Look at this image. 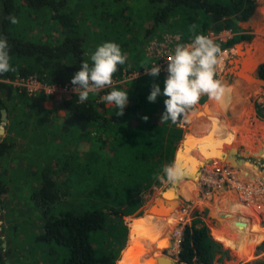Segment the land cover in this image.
Returning a JSON list of instances; mask_svg holds the SVG:
<instances>
[{
	"label": "rangeland",
	"instance_id": "374dc122",
	"mask_svg": "<svg viewBox=\"0 0 264 264\" xmlns=\"http://www.w3.org/2000/svg\"><path fill=\"white\" fill-rule=\"evenodd\" d=\"M126 1L121 4L114 0H68L67 10L72 13L74 28L85 38L83 44L85 54L91 61L90 56L99 45L108 41L115 42L128 59L133 55H139L149 60L150 66H159V75L165 80L168 75L167 58L174 54L176 45L188 46L192 42L184 41L180 37L182 33L178 28V22L181 17H172L152 33L146 34V30H150L151 16L155 8L147 6L145 0ZM255 1V9L259 10L260 15H264L262 12L264 0ZM19 7L22 25L19 32L26 38L41 43H55L63 39L64 30L52 18L49 10L32 9L23 3H19ZM116 12L118 13L114 15ZM121 12L124 15H118ZM115 18L120 19L121 22L116 21ZM252 35H255V32L242 28L236 22L230 29L218 33L209 30L205 35L211 40L223 42L233 40L230 47L220 52L219 62L215 66L216 79L220 81L229 79L230 84L225 89L230 90V95L224 104L207 95H201L194 105L179 116L176 126L182 129V136L173 147L172 160L169 164L183 174L178 182L169 183L158 179L157 183L154 182L147 189L113 190L107 183L96 180L97 176L111 178L112 174L106 169H101L97 163V156L90 152V147L86 143L78 147L81 150V156L76 158V166L80 163L79 172L75 169L70 171L69 163L65 170L57 173V179L62 183L65 191V197L57 203L58 211L114 207L124 213V216L117 220L118 223H123L125 228L124 241L115 264H124L127 255H134L137 252L140 256H144L146 249L151 252L148 248H163L161 242L165 229L176 219L178 222L173 226L172 246L164 248L160 255L164 253L177 259L181 230L184 224L196 220L203 223L212 236L218 237L223 242L221 244H224L223 247L230 253L228 264H256L263 258L264 239L256 243L254 225L258 219L259 226H264V116L260 117L255 109L257 104L264 105V87L253 82L247 84L244 80L233 78L227 73L231 61L235 58L234 44L248 41ZM262 37L264 38V34ZM146 73V70L143 73H122L120 79L112 78L113 86ZM19 78L22 77L17 75L14 79H0L11 86L10 90L6 88L2 91V96L6 100L7 120L2 123L3 133L0 134V140L4 138L15 140L12 151L0 159V171L6 177L8 186L6 193L0 197V237L6 243L2 249H13L11 254L3 257L4 262L7 260L9 264H26L34 256V259L42 264V252L45 249H37L34 254L30 252L29 243L27 244L28 226L23 225L31 223L38 229L41 224L39 212L35 210L29 197L38 185V174L33 171L37 167L44 166L49 157L58 158L70 154V132L64 133L60 128L65 119V112L58 108L60 100L46 97L41 92L27 95L17 86ZM224 82L222 84H225ZM101 91L98 102H103L101 98L106 94ZM20 94H25L32 100L27 102L18 96ZM95 95L97 96L98 93ZM42 97L43 99L40 100L39 98ZM232 100L237 103L240 110L246 109L248 105L251 107L247 116L237 119L238 115L234 117L218 115L214 119L217 118L219 121V128L220 124L222 128L225 127L223 124L227 125L229 134H220L215 148L210 141L217 137H212L207 142H198L202 128L200 117L204 116L202 122L205 124L207 108H218L221 111L224 108L232 115L235 114L230 105ZM36 103H40L42 108L48 110L43 113L42 118L44 116L49 118L46 123L36 120L37 125L45 124L43 126L45 128H37V135L30 133L28 128H21L17 123L19 119L25 117V114L32 111L30 105ZM104 105L113 106L106 102ZM28 119L32 122V119L29 117ZM6 122H9L7 126L4 125ZM220 131L219 133L223 132L222 129ZM188 134L196 141L194 147L192 145L196 150V156L191 162L189 158L184 159L182 156ZM231 150L234 152L229 158ZM177 156L181 157L179 162ZM239 159L254 167L251 171L240 167L237 164ZM182 160L183 166H179ZM189 167L193 168V171L189 170ZM183 184L187 188L183 187ZM167 185L171 186L177 195L178 206L168 216L155 217L146 214L145 211L155 195ZM113 187L121 188L116 180L113 182ZM214 206L218 210H214ZM127 218L130 219L131 228ZM148 218H151L149 222ZM112 219L115 220V217ZM228 221L240 222L248 228L251 243L244 254L236 251L233 246V238L235 235H242L238 230L243 226L231 228L226 225ZM144 232L147 233V239L141 234ZM97 241L100 242V237ZM146 263L148 259L136 261L133 259L130 262V264Z\"/></svg>",
	"mask_w": 264,
	"mask_h": 264
},
{
	"label": "trees",
	"instance_id": "16d2710c",
	"mask_svg": "<svg viewBox=\"0 0 264 264\" xmlns=\"http://www.w3.org/2000/svg\"><path fill=\"white\" fill-rule=\"evenodd\" d=\"M114 1L121 4L127 2ZM145 2L150 8H155L151 16L150 30H146V34L152 33L154 29L176 16L181 17L178 28L184 41H192L197 34L205 36L209 30L218 33L230 29L234 22L248 19L256 7L255 0H145ZM19 3L32 9L49 10L52 18L64 30L63 39L55 43H41L33 42L21 34L19 32L22 28L21 22L13 25L7 19L8 16H15L20 21ZM67 7L68 0H0V37L8 41L10 64L16 69L15 72L0 74V79L35 74L34 76L48 84H64L71 81L81 62L87 61L91 65L83 48L85 38L75 30L72 13ZM262 12L264 14V7ZM118 15L124 14L121 12ZM116 21L121 22L120 19ZM193 25L194 30H190ZM213 41L220 46L221 51L233 43V40ZM129 59L126 57L125 63L118 65L114 78L120 79L122 73H143L146 68L151 67L149 60L139 55H133ZM258 72L264 79V64L259 67ZM153 83L158 84L161 91L163 90L164 80L160 75L153 77L147 73L113 86L128 92V102L122 115H116L114 104L106 107L104 102H98L100 92L97 96L90 93L88 100L83 103L79 101L78 94L59 102L58 108L65 112V119L60 128L64 133L70 132V154L58 158L49 157L44 166L35 168L33 173L38 174V185L29 197L33 207L39 212L41 224L38 229L31 223L23 224L28 226L27 244L29 243L30 252L34 254L37 249H45L42 252V264H115L124 241L125 228L124 224L118 223L117 220H120L124 213L114 207L58 211L57 203L65 197V191L57 179V173L65 170L69 163L70 171L75 169L79 172L80 163L76 166V158L81 156V150L78 147L86 143L90 147V152L97 156V163L101 169H106L112 174L111 178L97 176V181L107 183L113 190L134 191L147 189L154 182L157 183V177L164 175L165 167L169 166L172 160L173 147L176 141L180 140L182 129L176 126L179 117L175 122L161 119L165 111L166 97L159 95L154 103L147 100ZM6 88L10 90L11 86L0 81V127L3 123L2 110L7 111L6 100L2 96V91ZM110 90L104 89L101 92L107 93ZM18 96L27 102L32 100L25 94ZM39 99L42 100L43 97ZM30 106L32 111L25 114L17 123L21 128H28L30 133L37 135V128H45L43 127L45 124L37 125L35 122L36 120L48 122L49 118L46 116L42 118L43 113L48 110L42 108L40 103ZM249 107L246 106L244 110L239 108L237 119L247 116ZM255 109L260 117L264 116V105L257 104ZM144 116L148 117L146 121L142 119ZM8 123L4 125L7 126ZM227 134L229 130L224 135ZM217 139L210 141L214 144L213 148L218 145ZM14 145L15 140L1 139L0 159L9 154ZM86 164L89 166L88 162ZM6 180L0 171V197L7 191ZM114 180L121 188L113 187ZM213 209L218 210L215 206ZM112 217H115V220ZM177 222L178 219L165 229L161 242L163 248L153 250L155 258L164 248L172 246L173 226ZM238 231L242 235L234 236L233 246L236 251L244 254L251 243L248 228L243 226ZM254 232L257 235L256 243L264 239V226H259L258 219L254 225ZM98 237L100 242L97 241ZM2 242L0 237V264L5 263ZM221 242L218 237L210 234L203 223L192 220L184 224L181 230L177 259L182 264H228L230 253ZM12 250L6 249L5 255L11 254ZM26 264L39 262L33 256ZM256 264H264V255Z\"/></svg>",
	"mask_w": 264,
	"mask_h": 264
},
{
	"label": "clouds",
	"instance_id": "9594fccd",
	"mask_svg": "<svg viewBox=\"0 0 264 264\" xmlns=\"http://www.w3.org/2000/svg\"><path fill=\"white\" fill-rule=\"evenodd\" d=\"M7 19L13 25L20 21L15 16ZM193 25L190 30H194ZM220 46L213 40L202 34L195 35L188 46L177 44L174 54L168 57L167 72L164 87L158 84L151 85V91L147 96L149 102L154 103L159 95L164 99L165 111L161 119L175 122L188 108L194 105L201 95L220 101L225 97L226 89L222 82L215 78V66L218 64ZM91 65L87 61L81 62L79 70L71 77L74 85L73 91L78 94L81 103L88 100L89 94L99 93L105 88H110L102 101L114 104L116 115H122L128 102L127 90H119L113 87V75L118 70V65H123L126 56L120 46L115 42H104L99 45L90 56ZM150 76L160 73L159 66H151L145 69ZM10 64L8 41L0 37V74L15 72ZM145 121L147 116L142 117ZM182 173L174 166H166L164 176L158 179L169 183H176L182 178Z\"/></svg>",
	"mask_w": 264,
	"mask_h": 264
},
{
	"label": "water",
	"instance_id": "95a60500",
	"mask_svg": "<svg viewBox=\"0 0 264 264\" xmlns=\"http://www.w3.org/2000/svg\"><path fill=\"white\" fill-rule=\"evenodd\" d=\"M242 28L255 32L251 39L248 41L239 42L234 44L235 58L231 61L230 68L227 69V73L233 76V78L242 79L249 83V80H254L253 83L264 87V79L259 75V67L264 64V15L257 13V19L251 21L246 19L244 21H237ZM242 69H246L243 74H240ZM227 81V79H225ZM228 82V81H227ZM2 120H7L6 111L2 110ZM3 133V129L0 127V134ZM233 150L230 151V156L233 154ZM233 163V162H232ZM179 201L177 195L171 186H166L159 191L157 195L150 202L145 213L152 216H168L178 206ZM130 224V219L127 218ZM127 223V224H128ZM1 233V231H0ZM2 247H5L6 243L2 242ZM2 255L5 256V250ZM4 264H9L5 260ZM118 264V263H117ZM148 264H182L178 259H174L163 253L162 256L157 258L149 257Z\"/></svg>",
	"mask_w": 264,
	"mask_h": 264
},
{
	"label": "bare ground",
	"instance_id": "6f19581e",
	"mask_svg": "<svg viewBox=\"0 0 264 264\" xmlns=\"http://www.w3.org/2000/svg\"><path fill=\"white\" fill-rule=\"evenodd\" d=\"M246 71V69H242L241 71H240V74H243L244 72ZM245 81V80H244ZM254 80H249V83L247 82V84H251L252 82H253ZM246 82V81H245ZM225 84H223L225 87L227 86V85H229L230 84V82H224ZM229 91H227L226 90V93H225V97L222 99V100H220V104H224V103H226V101H227V99H228V93ZM236 106V105H235ZM236 113L238 112L237 110H234ZM206 114H207V116L209 117V116H214L215 114H217V115H222V111H220L218 108L216 109V108H207V110H206ZM202 120H201V122H200V125H201V133L204 131V129L205 128H207L206 126H207V124H204L202 121L204 120V116H201L200 117ZM211 124L212 125H215V124H213L212 122H211ZM191 127V126H190ZM211 129H213V130H215L216 132H217V134H219V127L218 126H214V127H212ZM206 136V142L207 141H210V139L212 138V137H217L218 138V135L217 136H215V134L214 133H212V132H210V135H208V134H206L205 135ZM189 137H191L189 134L187 135V140H186V146H185V148H184V150H183V152H185V154H191L192 156L195 154V151L194 150H190V148H187L188 146H191V145H193V144H190V139H188ZM204 137V136H203ZM202 137V138H203ZM199 139V138H198ZM202 141V140H201ZM192 142V141H191ZM193 143V142H192ZM198 143V142H197ZM197 146H198V144H197ZM193 148V147H192ZM194 149V148H193ZM204 151V150H203ZM202 152V151H201ZM182 156H183V154H182ZM184 157V156H183ZM180 159H181V157H178V159H177V161L179 162L180 161ZM247 162V161H246ZM182 163H184V161L182 160L181 162H180V164H179V166H181L182 165ZM199 163H201V162H199ZM238 165H240V167H243V168H246V169H250V171H251V169L254 167H252V166H249V165H247L246 163H245V161H243V160H241V159H239V162L237 163ZM185 165V164H184ZM183 166V165H182ZM186 169L188 168L187 166L185 167ZM193 168H190L189 167V170H192ZM179 170V169H178ZM193 171V170H192ZM184 185V186H183ZM182 186L183 187H185V188H187L186 186H185V184H183ZM151 220V218H148V222ZM226 225L228 226V227H231V228H236V227H238V226H243L244 224H242V223H240V222H236V221H228V222H226ZM145 231V230H144ZM142 234V236L144 237V238H148L147 237V233L146 232H144V233H141ZM149 245V244H148ZM153 246V245H152ZM154 248L155 247H152V248H148V249H150L151 250V252H149V251H147V249H146V251L144 252V256H140L137 252L134 254V255H127V257H126V262L124 263V264H130V262L134 259L135 261L136 260H146V259H148V261H149V257H153L154 258V256L152 255V251L154 250ZM142 253V252H141ZM159 256H162V255H159ZM158 257V256H157ZM156 257V258H157ZM123 264V263H122ZM146 264H148V263H146Z\"/></svg>",
	"mask_w": 264,
	"mask_h": 264
},
{
	"label": "built area",
	"instance_id": "2783aa9c",
	"mask_svg": "<svg viewBox=\"0 0 264 264\" xmlns=\"http://www.w3.org/2000/svg\"><path fill=\"white\" fill-rule=\"evenodd\" d=\"M17 86L20 91L27 93L29 96L36 92H41V94L45 95L46 97H54L60 101L65 98L69 99L73 94H75L73 91L74 85L71 83V81H68L64 84H48L41 81L34 75L17 79Z\"/></svg>",
	"mask_w": 264,
	"mask_h": 264
},
{
	"label": "flooded vegetation",
	"instance_id": "af4514ba",
	"mask_svg": "<svg viewBox=\"0 0 264 264\" xmlns=\"http://www.w3.org/2000/svg\"><path fill=\"white\" fill-rule=\"evenodd\" d=\"M257 13H259V10L256 8L255 10H254V12L252 13V15L249 17V19H251V21H255L256 19H257ZM228 91V90H227ZM228 95L227 96H229L230 95V90H229V92L227 93ZM233 94V93H232ZM230 105H231V107L234 109V110H237V111H239V106L237 105V103L234 101V100H232L231 101V103H230ZM236 105V106H235ZM221 111V110H220ZM237 114H238V112L236 113L235 112V114H230V112H226V109H222V115L221 116H223V115H230V116H232V117H234V116H237ZM211 122L213 123V124H215V125H212L211 124ZM208 124H207V128H205L204 129V131L201 133V135L199 136V141L198 142H204L205 140H206V134H208V135H210V132H212V133H214V134H217V132L215 131V130H213V129H211L212 127H214V126H218L219 127V125H218V123H219V121L217 120V118L216 119H212V120H209L208 122H207ZM223 126H225V127H223L222 128V126H221V124H220V128H219V131L222 129L223 130V132L222 133H219V134H217L218 136H220V134H225L227 131H228V128L226 127L227 125H225V124H223ZM221 132V131H220ZM204 136V137H203ZM216 136V135H215ZM203 137V138H202ZM202 140V141H201ZM193 147H194V145H195V141H193ZM184 156V155H183ZM186 158H189V156L187 155V156H184V159H186ZM163 236H164V234H163Z\"/></svg>",
	"mask_w": 264,
	"mask_h": 264
},
{
	"label": "crops",
	"instance_id": "0c3cea01",
	"mask_svg": "<svg viewBox=\"0 0 264 264\" xmlns=\"http://www.w3.org/2000/svg\"><path fill=\"white\" fill-rule=\"evenodd\" d=\"M227 79V81L229 82V79L228 78H226ZM225 80H222L221 82L223 83ZM215 117H218V115H214V116H207L206 117V119L205 120H207V121H204V122H206L205 124H208L207 122L209 121V120H212V119H214ZM200 133H201V130H200ZM191 137H189L188 139H190V144H194V143H192L193 141H195V139L192 137V135H190ZM192 141V142H191ZM199 141V140H198ZM196 142V141H195ZM201 143V142H200ZM187 148H190V150H194L195 152H196V150L195 149H193L192 148V145L191 146H188ZM198 151V150H197ZM255 153V152H254ZM183 155L184 156H189V159H190V162L193 160V157L194 156H196V153H195V155H191V154H185V152L183 153ZM257 156H259V153H257Z\"/></svg>",
	"mask_w": 264,
	"mask_h": 264
}]
</instances>
